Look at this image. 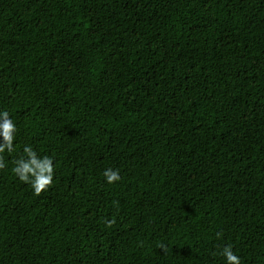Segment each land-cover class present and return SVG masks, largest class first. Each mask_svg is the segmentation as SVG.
Wrapping results in <instances>:
<instances>
[{
	"label": "trees",
	"instance_id": "trees-1",
	"mask_svg": "<svg viewBox=\"0 0 264 264\" xmlns=\"http://www.w3.org/2000/svg\"><path fill=\"white\" fill-rule=\"evenodd\" d=\"M4 110L0 264H264V0H0Z\"/></svg>",
	"mask_w": 264,
	"mask_h": 264
},
{
	"label": "clouds",
	"instance_id": "clouds-1",
	"mask_svg": "<svg viewBox=\"0 0 264 264\" xmlns=\"http://www.w3.org/2000/svg\"><path fill=\"white\" fill-rule=\"evenodd\" d=\"M16 133L17 126L10 119L9 112L7 110L0 111V141H2L0 142V170L6 167L3 154L7 152L11 155L17 151L14 146ZM12 172L21 182L30 184L34 193L39 195L53 182V160L47 156L38 157L31 146L25 145L19 159L15 160ZM103 175L108 184H112L120 178L119 173L111 169L106 170ZM218 254L223 258L224 264H240V259L234 254L231 246L223 247Z\"/></svg>",
	"mask_w": 264,
	"mask_h": 264
}]
</instances>
